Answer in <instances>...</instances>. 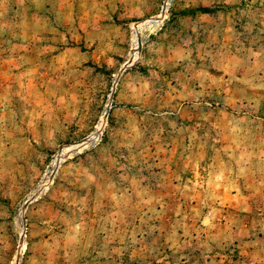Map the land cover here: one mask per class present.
<instances>
[{
    "label": "rangeland",
    "instance_id": "obj_1",
    "mask_svg": "<svg viewBox=\"0 0 264 264\" xmlns=\"http://www.w3.org/2000/svg\"><path fill=\"white\" fill-rule=\"evenodd\" d=\"M165 1L0 0V264H264V0Z\"/></svg>",
    "mask_w": 264,
    "mask_h": 264
},
{
    "label": "bare ground",
    "instance_id": "obj_2",
    "mask_svg": "<svg viewBox=\"0 0 264 264\" xmlns=\"http://www.w3.org/2000/svg\"><path fill=\"white\" fill-rule=\"evenodd\" d=\"M169 2H170V0H166V1H165V3H164L165 8L168 7V3H169ZM154 24H155V23H154ZM90 140H91V141H94V140H93V136L90 137V139H89L88 142H90ZM88 142H86V143H88ZM54 165H55V162H54L53 165L51 166V169L54 167Z\"/></svg>",
    "mask_w": 264,
    "mask_h": 264
},
{
    "label": "water",
    "instance_id": "obj_3",
    "mask_svg": "<svg viewBox=\"0 0 264 264\" xmlns=\"http://www.w3.org/2000/svg\"><path fill=\"white\" fill-rule=\"evenodd\" d=\"M140 45V44H139ZM83 144H85V141H81V142H78V143H75L74 146L77 147V146H82Z\"/></svg>",
    "mask_w": 264,
    "mask_h": 264
}]
</instances>
